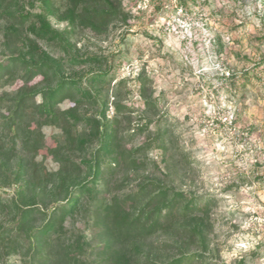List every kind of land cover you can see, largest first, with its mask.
Masks as SVG:
<instances>
[{"label":"rangeland","instance_id":"obj_1","mask_svg":"<svg viewBox=\"0 0 264 264\" xmlns=\"http://www.w3.org/2000/svg\"><path fill=\"white\" fill-rule=\"evenodd\" d=\"M115 1L123 15L100 35L78 30L66 50L38 41L43 53L60 61L68 78L85 82L95 72L108 74L105 83L88 87L98 104L107 100V120L117 118L121 144L135 152L138 167L122 168L103 195L121 197L153 181L199 199L203 209L175 220L139 249L153 263L198 254L187 264H264V0H190L185 7L194 25L206 21L202 30L193 31V40L164 27L174 17L177 0ZM61 2L57 5L62 9ZM49 21L57 30L66 28L64 21ZM2 43L0 32V60L7 54ZM71 57L100 63L70 67ZM19 86L16 81L6 91ZM116 104L123 107L120 113ZM97 109L88 105V117ZM227 114L232 115L231 125L222 120ZM33 129V124L27 126ZM43 134L38 160L55 169L49 155L57 144L54 132L45 128ZM157 134L161 139L156 144ZM3 140L0 148L9 149L11 143ZM95 147L88 145L86 154ZM0 196L10 201L13 188ZM29 202L27 198L23 204ZM13 209H0L2 227L10 224ZM180 227L198 230L199 237L178 231ZM95 232L89 213L81 209L64 224L65 236H82L88 243V264H109L101 262ZM157 242L166 245L153 248ZM0 264L28 260L22 253H0Z\"/></svg>","mask_w":264,"mask_h":264},{"label":"trees","instance_id":"obj_2","mask_svg":"<svg viewBox=\"0 0 264 264\" xmlns=\"http://www.w3.org/2000/svg\"><path fill=\"white\" fill-rule=\"evenodd\" d=\"M57 1L0 0V32L7 52L0 60V143L4 145L5 138L11 143L9 149L0 148V191H14L10 201L0 196V209L13 207L15 212L8 226L0 225V253H22L28 264H88L84 238L73 239L63 233L67 218L81 209L89 213L96 229L102 263L156 264L139 249L173 226L175 220H186L203 208L198 198L188 199L184 192L153 181L121 197L103 195L105 186L122 168L138 167L135 152L121 144L117 118L107 120V100L98 104L88 87L105 83L108 74L95 72L85 82L68 78L60 61L43 53L38 41L66 50L76 31L100 35L123 14L115 0H62V9ZM177 1L185 7L190 0ZM50 17L66 22V28L55 29ZM68 62L72 67L99 64L100 60L71 57ZM36 79L39 81L30 86ZM16 81L21 86L7 92ZM66 103L71 105L63 107ZM88 105L98 107L95 116L88 117ZM122 108L119 104L114 107L116 113ZM30 124L33 130H27ZM45 128L53 130L57 142L49 150L55 169L48 168L46 160H38ZM160 139L161 134H157L155 143ZM94 143L96 147L88 156V145ZM27 198L29 204H23ZM178 231L199 237L195 229L180 227ZM165 245L157 242L153 248ZM196 257L198 254L178 256L157 264H187Z\"/></svg>","mask_w":264,"mask_h":264},{"label":"built area","instance_id":"obj_3","mask_svg":"<svg viewBox=\"0 0 264 264\" xmlns=\"http://www.w3.org/2000/svg\"><path fill=\"white\" fill-rule=\"evenodd\" d=\"M193 21L194 19L192 18V15L189 14L188 9L186 7L176 5L174 17H171L169 21L166 22L164 27L165 29L173 33H178L179 31H182L183 33H181L183 34L184 40H193V31L195 29L202 30L206 22H201L200 25L196 23L195 26ZM222 120L224 121V123L231 125L232 115L227 114V116H225Z\"/></svg>","mask_w":264,"mask_h":264},{"label":"crops","instance_id":"obj_4","mask_svg":"<svg viewBox=\"0 0 264 264\" xmlns=\"http://www.w3.org/2000/svg\"><path fill=\"white\" fill-rule=\"evenodd\" d=\"M213 41H214V39H213ZM194 42H195V41H194ZM218 45H220L219 47L223 46V44H222L221 42H219V44H218ZM220 49H221V48H220ZM230 58H231V57H230ZM232 82H233V80L231 79V82H230V83H231V85H233V83H232Z\"/></svg>","mask_w":264,"mask_h":264}]
</instances>
